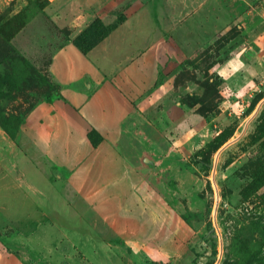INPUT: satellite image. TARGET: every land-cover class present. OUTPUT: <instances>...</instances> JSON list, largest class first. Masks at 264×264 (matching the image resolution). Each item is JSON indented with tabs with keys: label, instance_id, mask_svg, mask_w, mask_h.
Instances as JSON below:
<instances>
[{
	"label": "crops",
	"instance_id": "obj_1",
	"mask_svg": "<svg viewBox=\"0 0 264 264\" xmlns=\"http://www.w3.org/2000/svg\"><path fill=\"white\" fill-rule=\"evenodd\" d=\"M204 1L189 10L179 3L161 7L162 16L153 22L157 38L152 49L133 56L95 55L109 36L86 55L67 45L49 66L61 86L59 97L31 111L13 137L0 134L1 150L7 146L11 156L0 162V183L19 182L26 188L19 185L10 192L13 206L27 205L24 220L31 223V233L37 234L41 223L45 241L52 242L42 256L35 254V261L132 264L131 255L147 247L143 234L149 228L153 232L157 219L154 213L149 217L147 206L163 190L158 168L152 166L160 156L172 158L160 149L159 125L166 113L183 114L174 98L162 95L186 58L184 52L190 57L207 45L217 28L228 32L232 25L238 32L225 45L227 58L208 71L220 81L222 100L215 117L252 104L264 78V0ZM171 9L177 20L168 23L164 12ZM184 12L191 23L181 21ZM218 12L226 16L221 27L212 25ZM139 18L144 19L140 12ZM145 20L144 29L149 24ZM159 75L166 86L154 89ZM160 102L163 106H157ZM19 162L26 167L21 170ZM176 186L167 183L170 189ZM139 206L147 216L134 211ZM19 212L13 210L11 222L23 221L24 212ZM2 243L0 264H21Z\"/></svg>",
	"mask_w": 264,
	"mask_h": 264
},
{
	"label": "rangeland",
	"instance_id": "obj_2",
	"mask_svg": "<svg viewBox=\"0 0 264 264\" xmlns=\"http://www.w3.org/2000/svg\"><path fill=\"white\" fill-rule=\"evenodd\" d=\"M203 1L0 0V134L12 137L31 111L59 97L61 86L50 74L49 66L67 45L86 55L100 43L99 32H103L104 39L109 38L95 55L133 56L152 49L157 38L153 22L162 16L161 7L179 3L183 10H189ZM175 11L164 12L168 23L177 20ZM139 12L144 18L141 21ZM185 14L181 21L191 23ZM215 16L212 25L221 27L226 16L219 12ZM145 18L149 22L146 29ZM131 20L135 22L121 27ZM215 32L212 40L198 50L181 47L182 51L195 53L187 57L184 52L186 58L179 62L173 82H168V93L162 95L174 98L183 114L177 117L166 113L159 125L160 149L165 156L172 153V158L160 156L157 165L152 166L158 168L157 183L163 186L157 192L156 203L147 206L149 217L154 213L157 218L156 226L153 232L146 229L143 236L147 247L131 255L132 264L264 261V78L252 99L254 105L246 110L235 108L231 115L205 119L217 114L222 100L217 78L206 75V71L211 63L224 57V50L217 49L238 28L231 25L228 32L219 28ZM165 80L159 75L152 87L166 86ZM2 149L0 146V162L11 157L7 146ZM19 167L22 170L26 165L19 162ZM171 173L174 175L170 181ZM167 183L177 186L170 189ZM19 185L0 183V242L21 264H43L34 260L35 254L42 256L52 242L45 241L41 223L36 226L37 234L31 233V223L24 220L26 204L13 206L10 192L18 191ZM20 187L26 189L22 184ZM13 210L24 212L23 221L11 222ZM134 211L147 216L141 206L134 207ZM137 256L141 261L136 260Z\"/></svg>",
	"mask_w": 264,
	"mask_h": 264
},
{
	"label": "trees",
	"instance_id": "obj_3",
	"mask_svg": "<svg viewBox=\"0 0 264 264\" xmlns=\"http://www.w3.org/2000/svg\"><path fill=\"white\" fill-rule=\"evenodd\" d=\"M106 30H111V28H110V27H108V28L106 27ZM100 35L102 36V35H103V32H102V33L99 32V40H100L99 42H101L102 39H104V36L101 37ZM232 37H233V35H232L231 37H227L226 40H223V41L221 42L222 44L218 47V49H217L218 51H217V52H219L220 50H224L225 55H224V57H223L221 60H219V61H215V62H213V63L210 64L208 70L206 71V75L208 74L209 69L212 68L216 63L223 62V61L227 58V53H228V52H227V50H225V45L228 43V41H229ZM219 40H220V39H219ZM219 40H218V41H219ZM216 42H217V41H216ZM216 42H215V43H216ZM218 82H219V85H220V81H218ZM219 85H218V86H219ZM253 102H254V101H253ZM253 102H252V103H253ZM253 105H254V103H253ZM215 114H216V113H214V115H215ZM211 116H212V115L204 116V118H205V119H210V118L215 117V116H212V117H211ZM209 117H210V118H209ZM14 135H15V134H14ZM14 135H13V136H14ZM13 136H12V137H13ZM192 164L195 165V162H193ZM258 262H259L260 264H264V261H263V260H260V259H259Z\"/></svg>",
	"mask_w": 264,
	"mask_h": 264
}]
</instances>
